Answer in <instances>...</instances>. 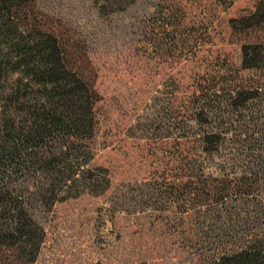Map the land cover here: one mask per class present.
<instances>
[{"label": "rangeland", "instance_id": "rangeland-1", "mask_svg": "<svg viewBox=\"0 0 264 264\" xmlns=\"http://www.w3.org/2000/svg\"><path fill=\"white\" fill-rule=\"evenodd\" d=\"M257 1L176 0L186 10L176 29L165 26L176 21H166L161 0H135L108 15L98 13L94 0L36 1L38 15L90 71L100 96L90 165L108 170L110 187L102 195L82 194L49 210L33 209L44 229L34 264L205 260L189 248L200 236L194 218L181 212L171 184L162 177L172 174L167 170L176 137L187 130L189 97L195 85L211 84L209 75L219 78L224 100L229 89L259 87V95L240 109L237 130L225 135L223 155L230 156L234 148L240 165L249 160L246 155L252 151L246 150L244 133L251 125L246 115L258 106L261 112L255 116L264 135V70L241 69L240 51L245 43L264 41V26L244 25L243 20ZM195 40L198 49L189 56L186 44ZM261 143L248 147L257 149Z\"/></svg>", "mask_w": 264, "mask_h": 264}, {"label": "trees", "instance_id": "trees-1", "mask_svg": "<svg viewBox=\"0 0 264 264\" xmlns=\"http://www.w3.org/2000/svg\"><path fill=\"white\" fill-rule=\"evenodd\" d=\"M36 1L0 0V264L36 261L44 229L33 209L49 210L82 194L102 195L110 187L108 170L90 165L100 96L90 71L38 15ZM161 1L166 21H176L165 26L176 29L186 18L185 8L176 0ZM134 2L94 0L100 15ZM243 20L244 25L263 27L264 0ZM197 42L186 44L189 56L197 51ZM240 51L241 69L264 70V41L245 43ZM208 77L211 84L195 85L189 97L187 130L176 137L167 170L172 174L162 181L171 184L181 212L194 218L200 236L189 248L206 257L201 264H264L259 106L246 115L251 125L244 133L246 150L252 151L246 155L249 160L240 165L234 148L230 156L223 155L225 135L237 130L240 109L259 95V87L229 89L224 100L219 78ZM258 141L262 145L257 149L248 147Z\"/></svg>", "mask_w": 264, "mask_h": 264}]
</instances>
